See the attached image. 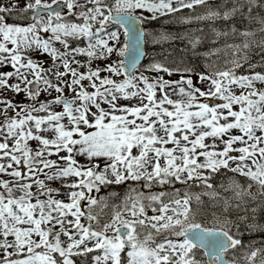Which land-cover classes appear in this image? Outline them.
Returning <instances> with one entry per match:
<instances>
[{
  "label": "snow or ice",
  "instance_id": "6c2138e0",
  "mask_svg": "<svg viewBox=\"0 0 264 264\" xmlns=\"http://www.w3.org/2000/svg\"><path fill=\"white\" fill-rule=\"evenodd\" d=\"M0 264H264V0H0Z\"/></svg>",
  "mask_w": 264,
  "mask_h": 264
},
{
  "label": "trees",
  "instance_id": "16d2710c",
  "mask_svg": "<svg viewBox=\"0 0 264 264\" xmlns=\"http://www.w3.org/2000/svg\"><path fill=\"white\" fill-rule=\"evenodd\" d=\"M213 2H216V0H213Z\"/></svg>",
  "mask_w": 264,
  "mask_h": 264
}]
</instances>
